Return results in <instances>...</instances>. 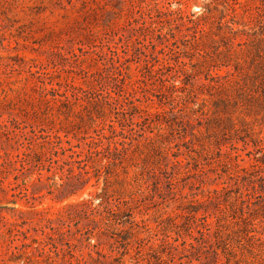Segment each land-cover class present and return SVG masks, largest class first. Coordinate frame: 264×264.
Returning a JSON list of instances; mask_svg holds the SVG:
<instances>
[{
    "label": "rangeland",
    "instance_id": "1",
    "mask_svg": "<svg viewBox=\"0 0 264 264\" xmlns=\"http://www.w3.org/2000/svg\"><path fill=\"white\" fill-rule=\"evenodd\" d=\"M188 17H198L205 29L196 42L190 37ZM115 52L127 66V87L132 83L134 97L140 98L137 104L150 112L163 108L168 117L173 113L174 122H181L174 129L163 123L152 128L158 132L153 144L164 159L152 163L155 154L140 141L144 152L133 154L127 173L117 167L106 180L102 175L97 181L91 177L83 189L61 201L44 188L33 187L34 170L18 178L15 189L7 185L14 181L11 174L0 175V264H67L61 254L45 255L35 248L34 238H44L39 226L47 223L46 217L54 219L66 203L91 198L103 186L109 194L132 199L136 206L132 234L121 225H106L103 213L87 216L72 210L64 215L63 224L54 220L53 225L63 230V240L75 246L74 255L86 259V264H117L119 258V264H147L159 248L161 225L190 223L191 214L202 211L196 200L203 202L209 190L224 182L232 188L230 200L244 194V189L235 191L229 178L242 167L255 179L264 176V0H0V121L37 118L44 108L42 87L70 90L82 82L81 69L101 71L115 60ZM146 57L154 68L164 65L157 74L165 81L148 72L145 78L140 76ZM185 70L189 74L185 89L164 88L182 86ZM206 72L219 76L208 81ZM161 92L175 98L171 112V104L160 105L155 96L151 101L142 97ZM79 108L73 104L68 118L79 122ZM81 117L82 128L90 129L93 122L83 111ZM59 120L66 125L60 114L56 127ZM3 141L0 137V147ZM148 150L152 156L143 161ZM175 151L182 164L172 167L168 162ZM58 181L55 175L48 185ZM254 186L243 195L251 202L245 213L228 202L219 204L224 209L220 237L211 235L216 254L209 249L189 264H264V183L256 179ZM13 221H25L20 228L29 230L24 239L28 245L18 252L14 246L22 236H14ZM161 258L167 260L166 255Z\"/></svg>",
    "mask_w": 264,
    "mask_h": 264
},
{
    "label": "trees",
    "instance_id": "2",
    "mask_svg": "<svg viewBox=\"0 0 264 264\" xmlns=\"http://www.w3.org/2000/svg\"><path fill=\"white\" fill-rule=\"evenodd\" d=\"M188 21L192 27L190 37L196 42L205 29L201 26L198 17H188ZM114 61L101 71L89 72L81 69L82 82L72 86L70 90H59L54 86L42 87L41 100L44 108L40 110V115H37V118L23 123L0 121V137L4 138V144L0 147V175L4 177V174H11L14 180L8 181V186L12 189L17 188L19 184L16 183V180L30 170H34L36 177L33 187L44 188L46 194L61 201L83 189L91 177H95V181H97L102 175L106 180L117 167H120L123 173H127V167L134 163L133 154L138 150L140 153L144 152L139 147L140 141L149 144L150 150L153 151L152 154H155V158L151 160L152 163H159L162 158L164 159L162 155H159L158 147L153 144V136L158 132H154L152 128L158 129L163 123L167 128L174 129V124L181 125V122H174L173 113H171V117H168L163 108L150 112L139 106L137 102L140 101V98L134 97L135 88L130 85L132 83H129V87H127L128 81L126 80V70H124L127 66H122L120 56L116 52ZM148 61L146 57L142 67L144 71H141V67L139 68L140 76L145 78L144 74L148 72L149 76H154L158 81H165L166 79L162 75L157 74L164 65L154 68V64H148ZM181 64L184 65V63ZM182 75V86L175 87L171 84L164 88L169 87L174 91L185 89L189 74L185 70ZM216 76H219L216 72L214 74L206 72L205 79L211 81ZM135 80H141V78L137 77ZM88 81L91 83L87 84ZM152 96L157 97L160 105L171 104L170 112L174 108L175 98L170 93L161 92L159 95L150 94L142 97L145 101H151ZM168 97H171V102H167ZM73 104L80 107L78 110L79 122L68 118L69 115L66 114ZM53 108H55L54 112ZM82 111L87 116L86 119L93 122L90 129L82 128L84 122L81 117ZM60 114L67 120L66 125L62 126L59 120V126L56 127L55 117ZM61 129H64L63 133H60ZM181 129L184 128L181 127ZM68 133L71 135L68 136ZM149 133H153V135ZM145 154L146 156L142 160L148 161V156L152 155L149 150ZM172 156L174 159L168 162L172 167L182 164L181 160L176 159L177 151L173 152ZM194 167L199 172L202 171L201 167L197 168L199 167L198 163ZM160 170L159 172H161ZM240 171L241 173L236 172L229 178L236 188L235 191L244 189L246 192L242 195V192L238 196L234 195V201H232L230 200L232 188L225 182L219 188L209 190L204 203L196 200L197 204L202 206V211L197 216L191 214L192 221L190 223L185 222L178 225L173 222V228L160 226L159 230L162 236L159 248L154 251V254H151L154 260H147V264H168V262L170 264H189L192 259L199 260L201 254L209 249L216 254L212 248L211 235L213 234L215 238L220 237V228L222 227L220 220L224 218V209L219 204L228 202L230 208L238 206L240 213L243 214L250 208L251 203L243 195H248L249 187L255 189L256 179L264 183V176L259 175L255 179L245 167L240 168ZM152 173L156 179H159V175L155 171ZM55 175L59 181L52 182L53 187L49 186V181ZM169 175L167 177H171ZM167 181L169 182L168 179ZM169 184L172 183L169 182ZM23 190L26 193L27 188L24 186ZM131 201L132 199H123L107 193L106 186H103L101 192L91 198L66 203L57 209L54 219L46 217L47 223L39 226L44 238L41 240L34 238L35 248L39 250V253H45V255L50 252L55 255L61 254L62 257H66L67 264H86V259L74 255L75 246L63 240L61 236L63 230L58 225H53V221L56 220L59 225L63 224L64 215L70 214L72 210L81 211L87 216L91 213H103L101 219L105 220L106 225H121L123 226L121 230L132 234L131 223L136 206ZM211 204L215 208H210ZM244 207L246 211H244ZM23 223L25 221L12 222L15 229L14 236L19 234L22 236L21 240L18 238L20 243L14 246L16 252L20 247L28 245L24 239L29 237L27 234L29 230L20 228ZM126 223H129L128 229L124 228ZM45 227H48L50 231H45ZM32 229L36 230L37 228L32 227ZM169 231H173V234ZM193 231L196 234H193ZM85 239H89L88 236ZM127 243V241L121 242L123 246ZM94 252L102 255L98 250ZM124 252H126V248ZM162 255H166L167 260L161 258ZM87 256L95 260L91 252H87ZM119 263H121L120 258L117 259V264Z\"/></svg>",
    "mask_w": 264,
    "mask_h": 264
}]
</instances>
